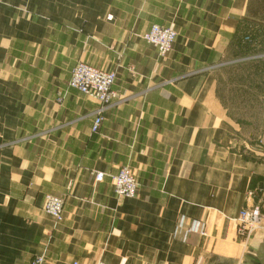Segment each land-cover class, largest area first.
Segmentation results:
<instances>
[{"label": "crops", "instance_id": "crops-1", "mask_svg": "<svg viewBox=\"0 0 264 264\" xmlns=\"http://www.w3.org/2000/svg\"><path fill=\"white\" fill-rule=\"evenodd\" d=\"M69 3L0 43V264H264V222L238 227L264 207V132L242 138L217 78L246 42L261 48L264 0ZM152 25L177 34L165 56L142 38ZM80 61L116 72L97 133L101 104L69 86ZM123 166L135 198L114 193Z\"/></svg>", "mask_w": 264, "mask_h": 264}, {"label": "rangeland", "instance_id": "rangeland-1", "mask_svg": "<svg viewBox=\"0 0 264 264\" xmlns=\"http://www.w3.org/2000/svg\"><path fill=\"white\" fill-rule=\"evenodd\" d=\"M69 1L70 0H0V43H2L3 37L6 34L9 33L10 35L11 25H15L17 22L25 23L30 20L35 21L39 18L50 19L54 14L58 15V13H63L64 9L70 5ZM23 26H25V24H23ZM145 33L142 35V38ZM261 35L263 36V40L260 49L254 51L251 49V43L246 42V49L232 52L230 54L231 57L228 67L217 71L218 92L222 98L223 104L228 107L232 120L238 122L241 133L243 134L242 138L246 140H257V138L264 132V31H262ZM170 51L160 54L165 56ZM249 59L254 61L250 62L251 60ZM1 60H3L2 52H0V61ZM79 64H87L101 71L111 72L115 75L116 80V72L114 70H104L103 68L96 67L86 62L80 61L74 65L72 69ZM114 93L118 96L116 91H114ZM107 107L108 106H105L104 108ZM124 169L129 170L133 175V180L137 184L138 192V179L130 168L126 166L121 167L115 176ZM97 174L103 173L98 172ZM97 174H95V177ZM113 177L111 178V181L115 193L117 181L113 182ZM104 178L105 176H103L101 181H98L96 178V181L103 182ZM119 180L120 179H118V181ZM118 197L126 198L125 196ZM46 198L43 206L45 213H47L45 210ZM58 198L63 201L64 218L65 200L63 197ZM262 211L264 213V209ZM49 215L52 216L51 214ZM54 219L57 220L56 218ZM262 222H264V220ZM240 235L247 238L242 234Z\"/></svg>", "mask_w": 264, "mask_h": 264}, {"label": "built area", "instance_id": "built-area-1", "mask_svg": "<svg viewBox=\"0 0 264 264\" xmlns=\"http://www.w3.org/2000/svg\"><path fill=\"white\" fill-rule=\"evenodd\" d=\"M177 34L170 28L159 25H152L149 31L145 33L143 39L155 46L159 53L164 54L171 50L175 42ZM115 83V75L113 73L101 71L95 67L85 64H79L72 69L69 86L80 93L93 97L101 107L95 112L92 125V132H99L102 123V111L105 106L114 104L118 100V96L113 91ZM103 106V107H102ZM104 174H97L98 181L103 179ZM118 179H120L118 181ZM117 181L115 194L125 196L126 198H134L137 193V184L133 180V175L129 170H121L117 176L113 177V182ZM254 196V192H250L249 199ZM263 205L255 204L242 210L238 218V227L240 234L249 238L259 228L264 220ZM45 210L57 220L63 219V201L55 196H47L45 201ZM42 258L34 259L32 264H42Z\"/></svg>", "mask_w": 264, "mask_h": 264}, {"label": "trees", "instance_id": "trees-1", "mask_svg": "<svg viewBox=\"0 0 264 264\" xmlns=\"http://www.w3.org/2000/svg\"><path fill=\"white\" fill-rule=\"evenodd\" d=\"M260 194H261V195H264V188H262V189L260 190Z\"/></svg>", "mask_w": 264, "mask_h": 264}]
</instances>
